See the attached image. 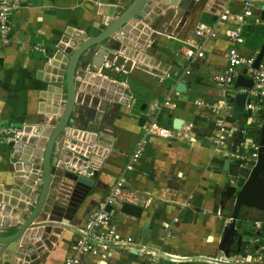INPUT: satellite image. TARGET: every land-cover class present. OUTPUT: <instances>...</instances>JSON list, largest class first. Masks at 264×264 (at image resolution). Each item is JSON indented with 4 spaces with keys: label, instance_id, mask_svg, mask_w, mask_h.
I'll use <instances>...</instances> for the list:
<instances>
[{
    "label": "crops",
    "instance_id": "obj_1",
    "mask_svg": "<svg viewBox=\"0 0 264 264\" xmlns=\"http://www.w3.org/2000/svg\"><path fill=\"white\" fill-rule=\"evenodd\" d=\"M114 1L22 0V6L13 13L12 39L7 44L0 42V210L11 200V193L18 196L14 199L16 202L26 196L15 182L23 183L27 178L16 174L18 159L14 158L25 153L12 148L3 129L33 124L35 132L39 125L59 120V114L52 112V107L65 102V76L59 81L61 76L49 67L63 71L64 55L60 50L71 49L73 34L70 32L97 34L100 29L96 25L103 27V3L111 5ZM221 2L179 0L178 4H171L155 0L146 17L152 32L141 50L167 63L169 77L162 78L150 70L130 66V61L127 72L110 67H103L99 72V68L93 67L101 73L102 81L95 88L97 84H92L96 91H77L70 125L98 131L100 138L110 144L102 147L101 156H96L92 163L89 161L95 172L89 175L94 184L74 182L65 171L61 181L51 184L48 204L35 220L45 225L41 226L37 239L34 238V252L23 262L5 253L0 264H62L77 229L105 198L134 152L142 137L143 125L149 119L150 108L170 93L174 105L158 113V121L173 129L175 137L149 138L148 154L136 161V168L129 173L125 186L135 196L131 202L143 207L142 215L133 217L120 207L116 216L119 232L133 237L135 249L116 247L106 260L91 255L82 264H149L150 251L158 257L156 264H215L204 257L218 255L224 217L234 210L232 201L235 202L236 193H226V185L233 186L229 183L231 167L225 170L227 158L213 149L214 124L210 109L196 100H215L210 91L211 77L227 63L225 52L230 44L226 30L237 25L236 18L220 25L219 36L205 46L204 58L192 62L183 52L191 45L188 41H200L195 36L198 25H216ZM241 4L242 0H232L234 14L240 11ZM257 13L260 19L264 18V10ZM260 19H250L244 25L246 41L242 49L246 54L256 52L264 44V23ZM37 44L46 47L48 53L35 49ZM114 55L122 59L123 54L113 53L107 60L112 61ZM149 63L159 68L165 66L156 61L149 60ZM187 68L190 72H186ZM179 82L185 85L181 91H177ZM174 87L176 90L172 91ZM141 117H145L143 124ZM175 118L182 119L180 128L174 126ZM228 122L233 124V118ZM238 139L232 131L227 149L233 148ZM41 187L32 188L33 204ZM64 200L66 203L69 200L70 204L60 207L61 215L49 212ZM14 208L2 212L1 220L14 218ZM63 218H68L71 226L53 222ZM0 228L9 231L0 232L4 235L13 232L9 226L0 225ZM144 230H148L147 235Z\"/></svg>",
    "mask_w": 264,
    "mask_h": 264
},
{
    "label": "water",
    "instance_id": "obj_2",
    "mask_svg": "<svg viewBox=\"0 0 264 264\" xmlns=\"http://www.w3.org/2000/svg\"><path fill=\"white\" fill-rule=\"evenodd\" d=\"M123 1L126 2L125 0H115L111 2V5L110 3L108 5H105V2L103 3V7H105L101 10L103 27L100 24L96 25L100 29L97 34L88 35L85 31L79 30L70 32L73 34L72 37L74 38V40H72V38L70 42V44H72L71 49L68 52L60 50L64 55L62 61L63 71L58 68L49 67V70L54 69V74L58 73V75L61 76L59 81L63 80L62 77L65 76V102L61 106L55 105V107H52V112L59 114V120L53 124L39 125L40 127H37L35 132L33 124H25L20 139L15 142L10 141V145L13 149L25 153V155H16L14 158L18 159L16 163V174H24V176L27 177L23 183L15 182L22 189V194L26 196L21 197L22 199L16 202L14 199L18 196L13 195L14 192L11 193V200L7 201V206L0 210L1 214L15 207L13 212L14 218L2 221L0 217L1 226L13 228L12 233L5 235L0 233V259L5 253H9L18 257L19 260L21 259L23 262L25 258H28L27 255L34 252V241L39 236V232H41V226L45 225L43 224L45 222L35 223V220L44 212L48 204L47 201L51 184L61 181L65 171L71 175L69 177L74 182L89 186L94 184L89 174H94L95 172L92 164H89V161L91 162L96 156H101L102 147L110 146V144L100 138V136H102L100 132L72 126L70 125V120L73 114L77 91H96L92 88V84H97L94 88L100 85L102 77L99 76L101 75L99 72L106 57L113 55V53L123 54L136 61V66L150 70L161 76H165L169 69L167 63L151 55H146V53L141 50L146 42L148 34L152 32V28L148 26L150 20L146 17L152 10L155 0H129L130 2L121 6V2ZM161 1H170L171 4H178L179 0ZM263 55L264 44L260 47L259 53L253 64L254 68L259 66ZM85 59L88 61H85ZM149 60L159 62L161 66H165L159 68L149 63ZM93 67L99 68V72L93 70ZM236 84L238 86L251 87L253 79L239 74ZM184 87V83L179 82L177 90L181 91ZM246 97L247 92L236 94L232 102L233 118L240 119L241 113L245 107ZM144 121L145 117H141L140 123L143 124ZM174 126L180 128L182 126V119L175 118ZM149 149L150 143L146 144L142 155L143 157L147 156ZM23 165L25 166L24 169L21 167ZM224 169L227 171L230 170L229 159L225 161ZM39 185H42V187L40 188L38 199L32 205L30 204L32 201L30 193H32L33 187L38 189ZM231 189L232 192L234 191L233 193H236L235 203L237 208L235 207L236 210H233L234 213L232 214L234 218H240L237 209L241 204L256 206L264 210V124L261 129L259 155L255 165L250 170L248 178L243 185L238 190H236V186H231ZM69 200L67 203L65 202L66 200L60 201L59 206H56L55 209H50L49 212L61 215L59 212L61 211L60 207L69 206ZM110 208L111 206L108 205L107 209L109 210ZM27 209H31L30 212H28ZM121 211L133 217L140 218L143 207L132 202H124L121 206ZM53 222L59 225L71 226L68 218L55 220ZM234 224L233 222L232 227ZM8 232L7 230L6 233ZM147 234L148 230H144V235ZM234 235H236V233L232 232V228H225L220 248L225 249L226 253H228L229 250L228 247H225V244L229 245ZM211 238L212 237H210V239ZM169 256L180 259V257ZM204 258L215 264H230L214 257Z\"/></svg>",
    "mask_w": 264,
    "mask_h": 264
},
{
    "label": "built area",
    "instance_id": "obj_3",
    "mask_svg": "<svg viewBox=\"0 0 264 264\" xmlns=\"http://www.w3.org/2000/svg\"><path fill=\"white\" fill-rule=\"evenodd\" d=\"M220 1L222 2L217 9L218 20L216 25H198L195 28V36L200 41H188L191 45L184 49L183 54L192 62L204 58L205 46L209 40L219 36L220 25L232 20L234 17L236 18L237 25L226 30L227 40L230 44L225 52L227 63L224 67L215 71L211 77L213 86L210 91L213 92L215 100L208 102L200 98L196 102L201 106L207 105L210 109V118L214 124L213 149L230 160L231 175L229 183L239 189L248 178L250 170L258 159L260 135H257L264 124V55L259 66L254 68L253 64L260 49L252 54L244 53L242 49L246 41L244 25L250 19L259 20L262 18L257 11L264 10V0H242L240 11L235 14L231 7L232 0ZM121 3L124 4V1ZM21 6L22 0H0V42L7 44L11 41L13 36L12 16ZM260 20L264 23V18ZM34 48L44 54L48 53L46 47L41 44L35 45ZM114 56L112 61L107 60L109 57H106L101 69L110 67L117 71L127 72L129 61L130 66L136 65V61L125 55H122L123 60L119 59L117 55ZM120 60L122 61L120 62ZM186 72H190V69L187 68ZM239 74L248 78L251 77L253 79L252 86H238L236 80ZM165 76H170L169 71L166 72ZM165 76H162V78ZM174 90H176L175 87L172 91ZM240 92H247V97L240 119H235L232 117V102L236 94ZM173 105L170 93L165 96L164 100L155 103L150 108L148 112L149 119L143 125V134L134 152L130 155L122 172L105 198L99 201L83 226L77 229L78 233L71 242L69 252L62 264H82L85 258L91 255L104 261L116 247L127 246L135 249L132 245L134 242L133 237L125 236L119 232L116 224L118 208L124 202H131L135 199L134 194L130 193L125 186L127 185L128 175L135 170V163L141 158L149 138L153 136L175 137L173 129L161 125L158 121V113L166 108H172ZM229 118H233V124L228 122ZM232 131L236 132L239 139L233 148L227 149ZM3 133L8 141L15 142L23 134V127L12 125L4 128ZM30 204L33 205V202ZM108 205L111 206L109 210L107 209ZM251 221L254 228L247 231L241 218H234L232 214L225 215L221 236L218 240V255L214 258L230 264H264V217L255 218ZM233 222L235 224L232 227ZM226 227L232 228V232L236 233L229 245L225 244V247H228V253L225 252V249L220 248ZM2 231L5 230L0 228V232ZM144 249L141 250L144 251ZM150 252H152V256L149 258V264H156L158 257L155 256L156 253L153 251Z\"/></svg>",
    "mask_w": 264,
    "mask_h": 264
},
{
    "label": "rangeland",
    "instance_id": "obj_4",
    "mask_svg": "<svg viewBox=\"0 0 264 264\" xmlns=\"http://www.w3.org/2000/svg\"><path fill=\"white\" fill-rule=\"evenodd\" d=\"M236 190H238V189H236ZM226 193L227 194L232 193V189L228 185H226ZM232 203H233L234 210H236V208H237L236 203L233 201H232ZM237 210H238L237 212H238L239 216L242 219V224L246 228L247 231L250 229L253 230V228H254L252 221H251L252 219L264 217V210L259 209L256 206H250V205L248 206L246 204H241V206ZM233 213H234V211H232V210L228 212V214H233ZM214 253H215V251L212 254H214Z\"/></svg>",
    "mask_w": 264,
    "mask_h": 264
},
{
    "label": "trees",
    "instance_id": "obj_5",
    "mask_svg": "<svg viewBox=\"0 0 264 264\" xmlns=\"http://www.w3.org/2000/svg\"><path fill=\"white\" fill-rule=\"evenodd\" d=\"M49 53L51 54L52 52H49ZM260 134H261V129L258 131V135L257 136H259Z\"/></svg>",
    "mask_w": 264,
    "mask_h": 264
}]
</instances>
